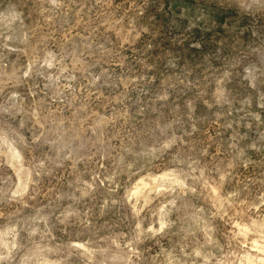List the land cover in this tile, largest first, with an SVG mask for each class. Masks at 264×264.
I'll return each mask as SVG.
<instances>
[{"label": "rangeland", "instance_id": "rangeland-1", "mask_svg": "<svg viewBox=\"0 0 264 264\" xmlns=\"http://www.w3.org/2000/svg\"><path fill=\"white\" fill-rule=\"evenodd\" d=\"M0 264H264V0H0Z\"/></svg>", "mask_w": 264, "mask_h": 264}]
</instances>
